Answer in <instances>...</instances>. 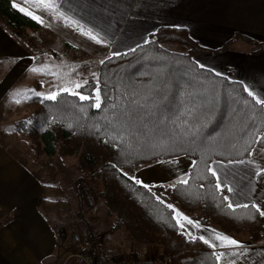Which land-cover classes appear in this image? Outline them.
Returning a JSON list of instances; mask_svg holds the SVG:
<instances>
[{
	"label": "trees",
	"instance_id": "trees-1",
	"mask_svg": "<svg viewBox=\"0 0 264 264\" xmlns=\"http://www.w3.org/2000/svg\"><path fill=\"white\" fill-rule=\"evenodd\" d=\"M13 5L0 0V25L31 45L27 29L42 24ZM238 39L255 45L256 53L264 49V41L242 32L210 49L185 27L160 26L142 44L103 59L97 78L78 88L89 99L63 90L55 99L29 98L30 113L13 129L30 140L37 157H77L76 216L97 258L106 248L99 227L85 213L94 194L112 218L110 231L125 230L136 243L158 245L172 256L170 264H218L213 247L180 227L174 207L202 225L247 233L252 243L264 239V216L253 204L229 208L226 189L216 188L209 171L214 160L250 157L264 133V104L241 81L195 59L224 51ZM35 84L42 86L40 80ZM183 155L194 159L186 184L178 180L146 188L132 179L145 164Z\"/></svg>",
	"mask_w": 264,
	"mask_h": 264
},
{
	"label": "crops",
	"instance_id": "crops-1",
	"mask_svg": "<svg viewBox=\"0 0 264 264\" xmlns=\"http://www.w3.org/2000/svg\"><path fill=\"white\" fill-rule=\"evenodd\" d=\"M13 2L26 13L31 12L33 18L38 17L35 19L42 27L29 28L36 38L31 46L0 25V73H5L0 78V102L6 99V104L0 105V121L14 112L16 100L12 99L13 104L9 105V95L21 74L39 73L36 79L42 81L48 77L57 81L76 77L68 64L73 60L71 54L79 52L77 48L93 57L87 58L85 65L98 61V67L111 54L142 44L160 26L185 27L194 39L210 49L220 48L236 32L264 41V0ZM89 32L91 36L85 34ZM255 48L253 44L236 40L224 51L202 53L195 59L204 67L241 81L257 99H264V49L256 53ZM94 69L82 67L78 75L88 77ZM14 123L15 120L6 122L0 128L9 126L13 131ZM242 160L245 163L214 160L211 168L215 169L222 188L226 189L229 203L233 206L256 204L264 211V172L257 175L264 169V133L259 136L250 157ZM193 164L192 157L183 155L145 164L133 176L147 185L174 184L187 177ZM42 187L31 169L0 139V264H56V258L68 247L65 233L58 231L40 209ZM229 187L232 191H228ZM177 211L190 218L178 207H174L175 217ZM180 223L189 236H203L216 245L213 247L216 255L223 254L217 260L218 264H264V239L252 243L247 233H228L217 225L200 223L197 228L182 218ZM116 233V245L107 248L121 254L150 255L162 251L158 245L132 242L125 230ZM216 233L240 244L222 246L224 242L215 239Z\"/></svg>",
	"mask_w": 264,
	"mask_h": 264
},
{
	"label": "rangeland",
	"instance_id": "rangeland-1",
	"mask_svg": "<svg viewBox=\"0 0 264 264\" xmlns=\"http://www.w3.org/2000/svg\"><path fill=\"white\" fill-rule=\"evenodd\" d=\"M32 33L33 31H30L28 28L26 31V38L31 43L36 39ZM25 44L27 45V43ZM77 49H79V52L75 51L74 54H71L73 56V60H71V64H68L70 65L69 67L73 68L76 75V77L71 76L72 79L69 78L57 81L52 77H48L42 81L40 79H36V77L40 75L39 73L37 74L35 72L28 71L24 75L21 74L16 80L15 86L9 95V105L13 104L12 99L16 100L14 102V112L13 114L10 113L7 118L2 119L0 121V125H5L6 122L11 123L12 120H15L16 122L18 118L24 117L30 113L32 107L27 99L33 95L39 94L48 97L52 93H57L64 88L69 89L72 93H77V84L82 85L89 79L97 78L99 65L98 67L96 65L98 61L93 65H85V63L88 62L87 58L93 57L90 53L84 52V50H81L80 48ZM80 67L85 69L87 67L89 70L93 68L95 69L88 77L86 75L84 78H80L78 75V71L80 73L82 71ZM3 75H5L4 72L0 73V78ZM36 80L41 81V87L36 86ZM2 104L3 106L6 104L5 98L1 100L0 105ZM0 139L13 154L17 155V157L31 169L43 185L42 194L39 198L40 209L49 218L52 225L58 228V231L65 233L64 238L68 241V247L63 249L59 254V257L56 258V264H67L71 260V254L74 248L73 242L71 241L72 232L75 227L83 226L76 216L77 199L76 194L73 191L74 180L80 174V171L77 169V157H61L58 155H43L41 157H37L35 152L31 149L30 140L25 135L15 132L14 129L12 131V128L9 126H2V128H0ZM85 213L86 216L99 227L101 239L103 240L105 248L116 245L118 233L110 231L109 227L112 218L105 214L101 201L97 195L94 194V203L92 206L85 209ZM161 253L162 252L153 253L150 255H159ZM119 254L122 255L121 253Z\"/></svg>",
	"mask_w": 264,
	"mask_h": 264
},
{
	"label": "built area",
	"instance_id": "built-area-1",
	"mask_svg": "<svg viewBox=\"0 0 264 264\" xmlns=\"http://www.w3.org/2000/svg\"><path fill=\"white\" fill-rule=\"evenodd\" d=\"M73 251L67 264H170L172 256L167 253L159 255H120L114 249L106 248L97 258L89 233L84 226L75 227L72 232Z\"/></svg>",
	"mask_w": 264,
	"mask_h": 264
},
{
	"label": "snow or ice",
	"instance_id": "snow-or-ice-1",
	"mask_svg": "<svg viewBox=\"0 0 264 264\" xmlns=\"http://www.w3.org/2000/svg\"><path fill=\"white\" fill-rule=\"evenodd\" d=\"M13 6H15V7H19L18 5H15V4H14ZM20 10H21V11H25L24 8H20ZM26 14L32 15L31 12H27ZM34 18H37V19H38V17H34ZM85 34L91 36V33H90V32H89V33H85ZM91 38H92V39H97L95 36H92ZM97 42H100V41L97 40ZM101 63H103V61H101ZM32 71H38V69H32ZM85 83H86V82H85ZM76 87L79 88V87H81V85L77 84ZM245 90L247 91V89H245ZM63 91H69V89L64 88ZM97 92H99V89H97ZM74 94H75V95H80L79 93H74ZM249 95H253V93L249 91ZM55 98H56V93H52L51 95L48 96V99H55ZM80 99H82V100H84V99H89V97H86V96H82V95H80ZM96 99H97V103L95 104V107L99 108V107H100V103H99V96H98V95H97ZM17 102H19V101H17ZM257 103L264 104V99H258V100H257ZM230 163H232V162L230 161ZM235 163L243 164V163H245V161L240 160V161H236ZM209 171L212 173L213 176H216V177H217L216 188L222 190V185H221V183H220V181H219V177L217 176V173H216L215 169H213V168H209ZM261 172H264V169L259 170V171L257 172V175H260ZM132 179L135 181L136 184H143V182H142L141 180H139V179H137V178H135V177H132ZM187 182H188V181H187L186 178H181V180L178 181V183H184V184H186ZM143 186L146 187V188L149 187V185H147V184H143ZM173 187H174V185H173ZM228 191H232V189L229 187V188H228ZM224 199L227 200L228 197H224ZM236 206H237V207H240L241 205H236ZM168 207H169V208H173L172 205H168ZM228 207H229V208H233V204L230 202V203L228 204ZM243 207H248V205H243ZM252 207H255V208L257 209V211L260 212V215L264 216V211H260L258 205L253 204ZM176 217H177V222L180 224V227H183V224L180 223L181 218H182L184 221H187L188 224H194V226L197 227V228L200 227L199 222H194V221H192L190 218H188V217H186V216H183V214H182V213H179L178 211H177V213H176ZM212 231L215 232V230H212ZM192 239H197V237H192ZM199 239L203 240L204 243L209 244L211 247H216L215 244H212L211 241H210L209 239H205L203 236L199 237ZM215 239H217V240H219V241H221V242H224L222 246H227V245H236V246H238V245L240 244L239 241H237V240H235V239H233V238H231V237L225 236V235H223V234H219V233H216V234H215ZM222 255H223V254H219V255H217L216 259L219 260V259L221 258Z\"/></svg>",
	"mask_w": 264,
	"mask_h": 264
}]
</instances>
